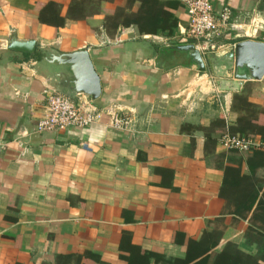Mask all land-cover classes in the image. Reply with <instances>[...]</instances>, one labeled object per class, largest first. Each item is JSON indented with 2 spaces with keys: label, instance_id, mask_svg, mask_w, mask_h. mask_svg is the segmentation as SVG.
Returning <instances> with one entry per match:
<instances>
[{
  "label": "crops",
  "instance_id": "obj_1",
  "mask_svg": "<svg viewBox=\"0 0 264 264\" xmlns=\"http://www.w3.org/2000/svg\"><path fill=\"white\" fill-rule=\"evenodd\" d=\"M207 1L242 28L212 42H264V0ZM188 27L182 0H0V264H264V150L220 141L264 142V79L183 66L172 48L193 44ZM82 51L95 105L128 128L104 113L38 133L48 95L73 83L53 58Z\"/></svg>",
  "mask_w": 264,
  "mask_h": 264
},
{
  "label": "built area",
  "instance_id": "obj_2",
  "mask_svg": "<svg viewBox=\"0 0 264 264\" xmlns=\"http://www.w3.org/2000/svg\"><path fill=\"white\" fill-rule=\"evenodd\" d=\"M189 16V27L185 33L188 40L201 51L202 54L225 52L234 45L215 44L212 42L220 35L227 34L231 29L239 28L232 23L230 10L226 9L220 15H216L213 6L207 0H182ZM254 21L253 26L259 23ZM250 32L239 34L237 39L250 38ZM109 116V126L116 130L124 131L128 128L129 120L118 111V108L110 107L104 112L95 105V102L83 94L75 98L60 93H50L47 97L45 112L37 125V132L49 131L64 132L69 129L89 128L102 119ZM223 146L229 150L240 152L252 150H264V142L255 138L233 136L225 134L220 139Z\"/></svg>",
  "mask_w": 264,
  "mask_h": 264
},
{
  "label": "water",
  "instance_id": "obj_3",
  "mask_svg": "<svg viewBox=\"0 0 264 264\" xmlns=\"http://www.w3.org/2000/svg\"><path fill=\"white\" fill-rule=\"evenodd\" d=\"M9 48L22 53H33L35 43L12 40ZM172 50L176 56L183 57L189 66H195L202 73H211L217 81L235 80L241 86L245 82L264 79V42L241 41L223 53L202 54L194 44L174 47ZM53 59L60 65L70 67L73 83L67 96L75 98L76 95L83 94L92 100L101 96V79L87 51L55 56Z\"/></svg>",
  "mask_w": 264,
  "mask_h": 264
},
{
  "label": "trees",
  "instance_id": "obj_4",
  "mask_svg": "<svg viewBox=\"0 0 264 264\" xmlns=\"http://www.w3.org/2000/svg\"><path fill=\"white\" fill-rule=\"evenodd\" d=\"M215 44H219V42L218 41H215L214 42ZM189 65V63L188 62H186L185 61V63L183 64V66H188ZM237 132V131H236ZM258 132H264V121L262 122V123H260V129H258ZM240 134H242V135H245V133H246V131H240L239 132ZM233 134H237V133H233ZM262 137H264V134H262ZM232 151H236V150H232ZM237 152H239V151H237ZM257 152H259V150H252V151H243V152H240V153H244L245 155H247V154H253V153H257Z\"/></svg>",
  "mask_w": 264,
  "mask_h": 264
},
{
  "label": "rangeland",
  "instance_id": "obj_5",
  "mask_svg": "<svg viewBox=\"0 0 264 264\" xmlns=\"http://www.w3.org/2000/svg\"><path fill=\"white\" fill-rule=\"evenodd\" d=\"M220 52V51H219ZM223 53V52H222Z\"/></svg>",
  "mask_w": 264,
  "mask_h": 264
}]
</instances>
